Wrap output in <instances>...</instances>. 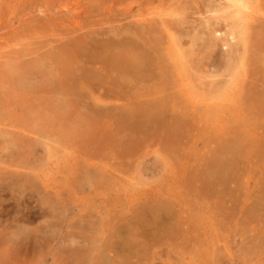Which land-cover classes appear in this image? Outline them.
I'll list each match as a JSON object with an SVG mask.
<instances>
[{"label": "rangeland", "instance_id": "374dc122", "mask_svg": "<svg viewBox=\"0 0 264 264\" xmlns=\"http://www.w3.org/2000/svg\"><path fill=\"white\" fill-rule=\"evenodd\" d=\"M138 1L86 0L79 21L91 26L89 40L115 39V31L131 26ZM257 1L261 6L256 1L253 6L264 12V0ZM58 2L0 0L6 25L0 35L8 45L1 50L7 62L0 61V264H115V254L128 249L142 251L141 264H264V123L234 122L247 120L250 111L225 101L226 96L219 102L196 101L194 73L169 66L168 82L177 85L169 93H186V108L158 111L160 127L145 134L133 133L144 113L140 109L126 129L122 120L132 112L131 102L154 96L131 100L136 91L126 87L122 101L114 102L116 94L106 87H86L76 97L71 84L53 89L67 75H103L99 64H90L97 55L90 51L94 42L75 55H62L50 43L62 19L54 8ZM153 7L163 11L157 3ZM127 11L129 16L120 20ZM222 51L216 49L218 58L225 56ZM145 104L141 108L147 109ZM178 122L182 126L173 135ZM244 131L253 142L251 153L227 165L231 153L224 149ZM15 135L30 147L14 146ZM126 142L130 151L125 155ZM217 161L232 178L225 195L203 189L199 181L210 182L203 172ZM216 197L223 208H216ZM168 201L175 204L173 212L160 213L153 225L138 223V231L128 233L129 223L151 221L149 209Z\"/></svg>", "mask_w": 264, "mask_h": 264}, {"label": "bare ground", "instance_id": "6f19581e", "mask_svg": "<svg viewBox=\"0 0 264 264\" xmlns=\"http://www.w3.org/2000/svg\"><path fill=\"white\" fill-rule=\"evenodd\" d=\"M85 1L59 0L54 8L58 10V14L62 18L57 23L60 29L52 34L51 37L53 39L50 43L57 45L59 48L58 52L62 53V55L66 51L71 53V55H75L77 51L79 53L88 51V47H92L94 42V48H90V51L92 49L93 52L91 51V53H97V55H92L90 59L93 60L89 61H91L90 64L92 65L99 64V71L103 75H99L96 71L97 74L87 72L82 76L79 75L80 77L74 78L67 75V81H60L58 85L52 86L53 89L60 91L65 88L69 89L71 84L70 88L74 92L71 95L76 97V94L78 95L79 93L78 91L85 90L86 87L88 90L93 88L100 90L106 87L107 93L112 90L116 94L111 95L114 102L122 101V99L120 100V93L126 87L136 91L133 92L134 97L131 100L138 97L150 98V96H154V99L150 98L152 100L149 102L134 100L130 104L132 112L122 115V117L125 115L122 120V127L126 129L127 120L133 118V113H137L139 109L141 114L144 112L139 118V124L135 125L136 129H134L133 133L136 134V132L141 131V133L145 134V131L147 132L150 128L153 130L154 127H160L163 116L158 111L169 110L167 109L168 107H171V109L186 108L185 99L188 96L186 93L183 94L181 90H178L177 93H169V91L177 88V85H174L172 81L168 82L170 79L167 73L169 66L171 71L176 72L179 69L184 71L186 69L188 72L194 73V79L197 84L193 87L195 91H192V94L194 98L198 97L195 99L196 101L219 102L218 98L223 99L226 96L225 101L238 104L239 106L243 104L250 111V116L247 120L244 117L239 118L242 120L233 118L234 122L241 121L246 124L250 121H259L264 123V12L258 6H261L260 1L140 0L138 1L135 14L129 16L131 11H127L124 12V16H121L120 20L129 16L131 26L125 29L122 28L121 31H115L113 34L115 39L107 38L100 41L97 40L98 42H95L96 39L89 40V36L92 33L87 30L91 26L81 24L79 21V19H83L81 16L84 14L83 6ZM255 1L258 4L257 7L253 6ZM155 3L161 6L163 11L159 10L160 13H157L155 9L160 8H154L153 4ZM9 8L11 9L12 7L9 6ZM111 8L110 6L109 10ZM186 11L192 12L186 14ZM201 11L204 16L198 15L201 14ZM40 13L44 14L45 11ZM179 14H182V16ZM194 15H198L199 19H196ZM164 16L170 19H165ZM3 22V18L0 16V30L6 27V25L3 27ZM190 22L192 25L186 26ZM194 24L195 26H193ZM157 35L162 36L156 38ZM257 36L259 40L255 44L254 39ZM1 40L3 42L0 43V61L3 60L1 63L4 64L7 60L2 55L1 50L7 48L8 45L4 35H0ZM218 48L222 49L225 54L223 59L218 58L216 55V49ZM252 49H255L253 53ZM257 53L258 56L255 61H248L251 55L254 54L255 56ZM89 57L86 58L88 59ZM210 58L213 60L210 61ZM218 59L219 62L217 61ZM206 60H208V64L202 65L201 63L203 61L206 62ZM200 65L206 69H214V71L212 70V73H210L209 70L204 69L205 71L203 72V68ZM66 66L69 67L68 65ZM90 67L93 68V66ZM221 70L223 72H220ZM246 70L252 72H247ZM220 77L223 79L217 80ZM130 83L133 84L130 85ZM113 86L115 89H112ZM165 92H168L169 95L163 96ZM158 95H161V97L159 98ZM144 104L145 106L149 105L148 111L145 108L143 109V107L141 108ZM179 125L182 126V123L178 122L172 128L171 133L173 135L179 130ZM247 135L244 131L240 134L237 133L232 141L229 140V145L224 149L227 154L231 153V159L227 161V163L231 162V164L227 165L234 164L236 157L246 158L249 155L248 153H251L250 144L253 142L251 138H247ZM11 142L18 149L30 147L28 143L20 141L16 135L12 136ZM134 142H137V140L135 139ZM127 143L126 145L123 143L126 151L125 155L130 151ZM171 148L170 145V150ZM212 164H210L207 171L203 172V174L207 175L205 180L209 178L210 182H204L203 179H199V181L203 189L208 190L209 187L212 188V193L225 195L227 191L225 185L232 178L225 176V164L219 163V161L216 162V165ZM195 181L197 182V179ZM200 193L203 192L201 191ZM215 204L216 208H223L220 206L222 205V198L216 197ZM173 205L175 204L172 201L154 205V207L149 209L151 221L145 219L141 221L142 214H140L141 219L137 220L136 224L129 223L130 229L128 227V233H136L138 231V223H141L140 226H143V224L145 226L153 225L157 220H161L160 213L173 212ZM217 214H219L218 211ZM121 241L126 242L129 247L125 239L122 238ZM118 243L120 242L118 241ZM120 245L122 246V244ZM118 252L120 254H115L116 258L114 257L115 264H129L132 259H135L132 264H141L142 251H130L128 249Z\"/></svg>", "mask_w": 264, "mask_h": 264}]
</instances>
